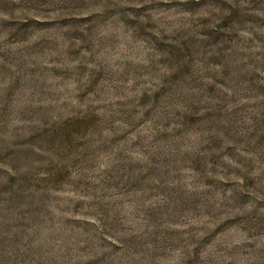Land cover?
Here are the masks:
<instances>
[{
  "label": "rangeland",
  "instance_id": "rangeland-1",
  "mask_svg": "<svg viewBox=\"0 0 264 264\" xmlns=\"http://www.w3.org/2000/svg\"><path fill=\"white\" fill-rule=\"evenodd\" d=\"M0 264H264V0H0Z\"/></svg>",
  "mask_w": 264,
  "mask_h": 264
}]
</instances>
